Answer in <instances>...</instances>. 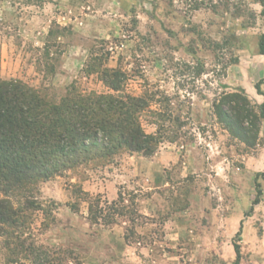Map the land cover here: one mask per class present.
<instances>
[{
	"label": "rangeland",
	"instance_id": "obj_1",
	"mask_svg": "<svg viewBox=\"0 0 264 264\" xmlns=\"http://www.w3.org/2000/svg\"><path fill=\"white\" fill-rule=\"evenodd\" d=\"M263 34L264 0H0L1 80L51 102L72 85L145 98L160 114L145 131L167 135L152 156L40 182L42 209L0 233V264H236V244L240 264H264V120L249 147L214 109L224 93L263 103Z\"/></svg>",
	"mask_w": 264,
	"mask_h": 264
},
{
	"label": "trees",
	"instance_id": "obj_2",
	"mask_svg": "<svg viewBox=\"0 0 264 264\" xmlns=\"http://www.w3.org/2000/svg\"><path fill=\"white\" fill-rule=\"evenodd\" d=\"M259 51L264 55V34ZM124 81L116 73L104 79L116 92ZM263 83L264 79L256 83V90L264 96ZM214 109L232 136L256 146L264 101L257 110L245 94L224 93ZM148 113L160 116L141 97L87 94L72 85L59 102H51L22 81L0 79V233H9L6 226L22 227L25 210L42 209L34 196L40 182L82 166L110 163L122 151L152 156L167 135L162 126L155 133L145 131L142 120ZM106 206L92 200V219L110 222L109 212L105 213L108 202ZM235 250L240 264L238 244Z\"/></svg>",
	"mask_w": 264,
	"mask_h": 264
}]
</instances>
